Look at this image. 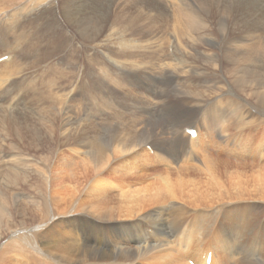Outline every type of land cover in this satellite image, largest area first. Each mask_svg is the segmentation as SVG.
<instances>
[{
  "label": "bare ground",
  "instance_id": "bare-ground-1",
  "mask_svg": "<svg viewBox=\"0 0 264 264\" xmlns=\"http://www.w3.org/2000/svg\"><path fill=\"white\" fill-rule=\"evenodd\" d=\"M89 1L93 0H48L37 4L40 6H35L36 9L29 7L30 14L26 8L0 15V153H3L0 180L3 178L9 183L18 175L26 176V180L29 177L32 162L13 151L16 143L12 135L19 136V131L34 132L37 137L43 134L39 139L44 142L39 149L53 146L58 150L55 156L47 157L49 174L42 169L44 186L50 187L54 175L53 181L63 174V183L52 186L53 194L48 189L50 194L44 195L48 204L39 203L44 214L56 215L46 225L45 249H38L48 259L45 264H154L155 256L151 251L164 247L169 249L165 255L175 259L177 264H207L209 255L210 264H264V164L246 169L228 161L234 159L235 162L236 159L232 153L238 147V140L234 138L232 128L236 131L238 126L236 105L241 99V87L243 84L245 88L264 87V0H127L135 8L144 5L173 9L175 14L196 17L200 25L214 13L220 34L120 36L104 42L100 38L109 30L105 28L122 25L127 20L122 14L103 13L101 10L104 9L99 10L97 5L93 7ZM34 23H39L35 28L38 30L53 23L51 35L33 32L32 37L27 26ZM79 40L85 47L77 42ZM42 41L47 43V49L41 55L39 45L41 48ZM48 45H59L61 49L53 53ZM88 45L101 46V49L117 46L118 49H105L98 56L100 58L88 61L86 74L82 76V59L86 62L92 56L90 51L87 52ZM148 45L158 46L156 55H139L125 49L141 50ZM240 48L252 52L250 66L248 69L234 68L233 72L239 77L225 82L221 71L224 63L239 64L243 55ZM167 50L171 51L164 61ZM28 59H33L30 66L39 67L43 86L44 70L47 73L50 80H46L44 89L48 93L46 104L60 105L59 110L57 107L55 111L47 109L43 115L33 109L29 112L28 105L30 110L19 107L25 99L32 102L30 95L35 81L25 75ZM201 62L211 70L203 68ZM18 74L22 75L21 80L17 79ZM164 76H177L180 80L168 87V92L159 91L161 99L179 110L176 124L177 118L173 115L158 114L173 122L167 142L159 141L165 135L158 131L160 120L156 126L151 124L155 122L154 108H159L160 103H157L158 84ZM223 83L224 86H220ZM28 84L32 86L30 93L21 88ZM79 85L94 88L91 94L94 100L90 101V121L92 118L94 126L90 129L95 135L85 136L88 140L82 138L87 131L82 126L85 122L78 124L81 122H78L79 111H70L68 106L80 95ZM61 87L67 90L62 95L65 99L60 97ZM47 90L53 93L49 96ZM127 92L138 99V105L145 104L141 111L130 114L137 131L115 141L102 140L104 116L113 117L116 122L117 114L124 112L115 108L119 105L115 100H130ZM179 97L188 104H179L176 101ZM81 99L85 101L87 97L82 95ZM211 105L229 110L231 121L225 125L220 115L210 111ZM103 107L108 109L106 115H103ZM23 109L27 111L21 119ZM63 117H66L64 121ZM192 129L195 138L188 135ZM203 131H206L205 137ZM107 138L111 139L109 133ZM59 151L63 153L59 155ZM58 156L59 164L54 162L51 167L52 159L56 160ZM256 158V152H252L244 161H256ZM262 159L263 162L264 156ZM200 160L203 165H198ZM174 163L177 167L172 168ZM9 164L13 169L8 168ZM165 164L167 168H164ZM86 174L93 183L86 197L77 200L84 194L86 186L82 179ZM0 198L5 196L2 194ZM13 200V210L22 212L20 197ZM40 215L30 214L27 227L43 223L44 218ZM30 220L38 222L30 224ZM55 222L62 226L55 227ZM11 223L7 220L6 227L9 228ZM11 237H17V232H11ZM4 238L5 235H0V241ZM17 238L24 242L23 236ZM176 238L183 249L179 252L184 255L182 261H178V251L170 247ZM33 239L31 245L36 246ZM176 254L174 258L172 255ZM27 264L37 263L31 260Z\"/></svg>",
  "mask_w": 264,
  "mask_h": 264
},
{
  "label": "rangeland",
  "instance_id": "rangeland-1",
  "mask_svg": "<svg viewBox=\"0 0 264 264\" xmlns=\"http://www.w3.org/2000/svg\"><path fill=\"white\" fill-rule=\"evenodd\" d=\"M42 1L47 2L48 0H27V1L26 0H0V15L3 13L12 14V13L20 12L22 10H25L26 8L28 10L27 12L29 13V7H30V9L35 8V6ZM88 4H91L92 6L97 5L98 9L99 10L104 9L101 11H104L103 13H106V14H111V15H114V14H120L121 15L122 14V16H124V19L127 20V22L122 24V25H118V26L112 25V26L105 28V30L106 29H109V30H106L104 35L100 38L101 42H104L108 38H116V37H120V36H127V37H129V36L190 37V36H197L200 34L205 35V36L220 34L219 33V28H220L219 22L217 20L216 14H214V13L211 14V19H209L206 23H204V25H200L197 22L196 17L189 18V17H186L183 13H176L175 14L173 12L174 11L173 9L151 8V7L144 6V5H141L137 8H135V7H132L128 3L127 0H96V1L93 0V1H89ZM38 6H40V5H38ZM38 6H36V8ZM46 22H47V20L42 21V23H46ZM3 25H4V23L1 24V26H3ZM52 26H53V23L48 28L42 27L41 29L38 30L35 28L39 27V23H34L32 26H27V27H28V29L30 27L31 36L33 37V32L37 35H39V34H41V35L50 34ZM26 30H27V28H26ZM228 33H229V31H228ZM77 42H80V44L83 47H85L84 42H82V40H79ZM107 44H110V43L107 42ZM151 44H152V40H151ZM88 46L89 47H88L87 52L90 51L92 56L89 57L86 62H85V58L82 59V63H83L81 66V68H82L81 69V75L82 76H85V74H86L85 67L88 66V61H91L93 59H97V57L100 55V53H102L105 49L106 50L107 49H110V50L118 49L117 46L104 47V49H101V46L99 48L96 45H88ZM48 47H49L50 51L53 53L54 52L56 53L58 49H61V47L59 45H56L55 47L53 45H48ZM74 47H76V49H78L76 44H74ZM112 48H114V49H112ZM46 49H47V43H44L42 41V47L41 48L39 45L40 54L42 55L46 51ZM125 49L132 51V52H135L139 55L152 56V55H156L155 51L158 49V46L157 45H148L141 50L136 49V48H125ZM206 49H209V48L207 47ZM240 49L243 51V55L240 56L241 60H240L239 64L233 65V64H227V63L225 64L224 63L223 70H221V71H222V75H223L225 82H228V83H229V81L232 82V80L235 77H239V74L237 75V74H235V72H233L236 68L243 69L246 67V69H248L250 66V62L252 59V57H251L252 52L245 50L243 48H240ZM83 50H84V48L81 50L82 53L84 54L85 51L83 52ZM170 51L171 50H169V51L167 50V52H166L167 56L163 57L164 61L167 59L168 53L170 54ZM200 51L204 53L203 48H200ZM98 58H100V57H98ZM32 60L33 59L26 60L27 61L26 63L28 64V68L25 72V75L28 78L30 77L31 79H34V81H35L34 88L32 90V86L30 84L25 85V86L24 85L21 86L22 91H25L28 93H30L29 90L33 91V92H31V95H30V96H32V97H30V100H32V102L25 99L24 101H22V103L19 107H21V109L25 108L27 110H30V108H31V111H29V112L36 110V111L41 112L43 115H45V112L47 111V109H50L49 111H51V109H52V111L53 110L55 111V109L58 108V110H59L60 108H62L60 105H54L53 103H49V104H51V106H50L49 104L48 105L46 104V100H45L46 97L45 96L48 94V93L47 94L45 93V90L47 87L46 80H50V78L47 76V73L44 70L45 86L46 87L43 86L41 83L42 80L40 79V76H39V72H40L39 67H37L35 65L30 66L33 64ZM4 61H6V59ZM56 63H57V61H55V59H54L53 64L55 65ZM50 66H52V60H50ZM201 66L205 69L211 70V68L207 67L205 62H203V63L201 62ZM20 67H21V65L18 64L19 70L21 69ZM186 69H187V67H186ZM47 72H48V70H47ZM20 76H22V75L18 74L17 79L21 80ZM179 82H180V80L178 79L177 76H169V78H168V76H164L158 84L157 103L158 102H160V103H158L159 108L158 107L154 108L155 109V111H154L155 115H154L153 119L155 122H152L151 124L156 126L158 123V120H160L158 125H157L158 131L161 133H165V135H163L159 141L164 139L165 140L164 142H167L170 140L171 131L169 132L168 130H170L171 123L173 124V122H171L170 120L168 121L166 119L164 120V117L161 118V115L158 116V114L167 113V114L173 115L174 117L177 118V121L174 124H176L178 122V118H179L178 117L179 110L175 107L174 104L172 105V104H170V102L163 100L164 98L161 99V95H160L159 91L164 90L165 92H168V87H171V86H173ZM36 83H39V85ZM224 83L221 84L220 86H222V85L224 86ZM77 87L79 89L80 95H77L74 98L75 100H71L69 102L70 104L68 103V106H69L70 111H73V110H75L76 112L79 111L78 112V114H79L78 122L79 121H81V122H79L78 124H82L85 122L86 124H83L82 126L84 127V129H85V127L87 129V127H88L87 130L85 129V131H87V132L84 134V136H82V138L85 140H88V138L85 136H94L95 135L93 130H91V129H93L92 127L94 126L91 124L92 118L90 121V116L92 117V106H91L92 102H90V101L94 100L91 97V94H93L94 88L92 86H90V87L89 86H81L80 87V85ZM241 88L242 89L239 92L241 99H240L239 103L236 105L237 110H238V115H239L238 126L236 128V131H234L232 128L234 138L238 140V147H237L236 151L234 153H232V155L236 159H235V162H234V159H233V161H230V160H228V161L230 163H232L233 166L239 164L246 169H253V168H256L257 166H262L264 164V161L262 162V160H263L262 157L264 156V130H263L264 87H261V86L251 87V86H249V88H245L244 84H243V86ZM51 89L53 90L52 87H51ZM63 90H65V89L61 87L60 91H62V94H61V96L60 95H58V96L65 99V97L62 95H64V92H67V90H65V91H63ZM53 91H54V94H56L55 92H57V91H55V90H53ZM60 91L58 90V92H60ZM47 92H49V96H50V94L53 93L52 91L50 92L48 90H47ZM127 93L126 94L130 98V100L125 99V96L123 94H121V97L123 99H125L126 101L123 100L124 101L123 102L122 100H119V101L115 100L116 103L118 102L117 104H119V105H116L115 108L124 112L121 114H117L118 116H116V119L118 117V119H122L123 121L117 119L116 120L117 123H116L115 121H113V117L104 116V125L102 126V133H103V129H104V133L102 136V140L115 141V140L119 139L121 136L127 135V137H128L137 131V129L132 124L133 118H132V116H130V114L133 113V111H135V110L141 111L142 108H144L145 104L142 103V105H138V103H137L138 99L135 98L131 93H129V92H127ZM82 95L84 97H87V99L85 101L81 99ZM48 98H50V97H48ZM17 100L19 101L20 98H17ZM176 101L178 103L180 102L179 104H181V105L188 104V101H186L185 99H183L181 97H179ZM130 104H131V106H130ZM161 104H162V106H161ZM47 106H48V108H47ZM49 106L51 108H49ZM59 106H60V108H59ZM124 106H126L128 109ZM5 108L9 109L10 107H5ZM80 108L82 111L80 110ZM10 109H13V108H10ZM25 109L20 111V113H23L21 119H24L25 113L27 111ZM13 110L16 111L17 109H13ZM17 111H19V110H17ZM89 111H90V113H89ZM210 111L212 113L220 115L222 117V122L225 125L231 121L229 110H222L215 105H211ZM81 112H83V113H81ZM107 112H108L107 107H103V115H106ZM72 113L74 114V112H72ZM84 113H86V114H84ZM139 113H144V112H139ZM81 114H82V116H81ZM68 115H69V113H68ZM119 115H122L123 117H121ZM173 116H172V120L174 119ZM65 118L66 117H63V121L65 120ZM86 118H88V119H86ZM82 119H84L85 121ZM165 121H166V125H164ZM56 122L58 123L59 120ZM89 123H90V126H89ZM109 126H111V127H109ZM115 126L117 127V129L115 128ZM146 126H148V125H146ZM90 127H91V129H90ZM105 127L107 128V130ZM132 128H133V131H132ZM149 128L150 127H148V129ZM111 130H113V131H111ZM119 130H121V131H119ZM192 130H194V129H192ZM26 132L19 131L18 132L19 136H17V135L13 136L12 135V139L14 141V144L16 143V148L13 151H15V153H17L18 155H22L25 159L29 158L28 160L30 162H32L31 168L28 169L30 171L27 170L29 172L28 179L26 180V176L24 178H22L21 176L18 175L17 178L13 179L12 182H9V183L8 182L5 183L3 178L1 179L3 181L0 180V195L3 194L5 196V198H0V235H5V238L3 239V241H0V264H27V262L31 261V260H34L35 263H37V264H45L46 262H48L47 257L43 254H40L38 252V249L39 248L43 249V250L45 249L46 225H48L50 223V221L56 215H54L53 213L44 214L45 210H44V208L40 207L39 203L43 202L44 204H48L47 200L43 199L44 195H49L50 193L53 194L52 193V191H53L52 186H59L63 183V174H59L58 177L56 178V180L53 181L55 175L52 172L51 174L54 175V177L51 179L52 183L50 184V187L48 186L49 187L48 188L47 186L43 185L44 181L41 180L42 169H44L49 174V170L47 167V166H49V164L47 162V157L48 156H55L57 154L58 150L53 148V146H52V148H48V149H39V147L44 142L43 139H42L43 141L39 139V138H41V135H43V134H40V136L37 137L34 132H29V131H26ZM113 132H114V134H113ZM43 133H44V131H43ZM108 133H109V136L111 137V139L107 138ZM205 133H206V131L202 132L203 136L205 135ZM46 134H48V133H46ZM116 134L118 136L113 137V135H116ZM252 135H254V136L252 137ZM22 136H24L23 139H22ZM27 137H29V141L27 140ZM103 137L105 139H103ZM193 138H195V137H193ZM71 139H72V141H74L75 136H73ZM21 141H22V143H21ZM26 144L30 145V146H28L30 149L28 147H25ZM259 147H263V148L258 149ZM145 150L147 151L146 147H145ZM60 152L61 151L58 152L59 155L63 153V152H61V153ZM252 152H256V154H257L256 161L255 160L244 161L245 159L248 158L249 154ZM1 157L3 158V153H0V166L3 165V163L1 162V159H2ZM11 159H12V157H10V160ZM202 161L203 160H200L198 162L199 163L198 165H200V164L203 165ZM54 162L56 165L59 164V156L56 158V160L52 159L51 167H52V163H54ZM83 165H87V163H83ZM164 166H163L164 168H167L168 165L165 164ZM175 167H177V166L174 163L172 165V168H175ZM8 168L13 169V167L11 165ZM74 169H76V167H74ZM158 171H161V170L158 169ZM158 173H160V172H158ZM92 183L93 182L90 181V175L86 174L82 179V184L84 186H86L84 194L82 197L81 196L77 197V200H80V199L82 200L86 197V195L88 193L87 191L90 189ZM48 189H49L50 193H47ZM17 196H19L20 200H21V207L23 209L22 212H20L19 210H18V212H15L13 210V207H12V205L15 202L13 199H15ZM16 210H17V208H16ZM57 210H60V209H57ZM61 210H63V209L61 208ZM54 211L56 212L55 209H54ZM34 213L41 214L40 216H42L44 218V222L41 224L36 223V224L32 225L31 227H27L28 218H29L30 214H34ZM35 216H36V218L39 217L38 215H35ZM9 219L11 220L12 223H11V226L9 228H7L6 223H7V220H9ZM35 222H38V220H36V221L30 220V224H33ZM54 226L55 227H61L62 224L59 222H55ZM9 231L17 232V237L23 236L24 242L21 240H18L17 237H11V232H9ZM33 237H34L33 241L36 242V244H37L36 246L31 245V240ZM168 241L170 242V241H172V239H170ZM170 247L172 248V250L175 249L178 251V254H179L178 261H182L184 259V255H183V253H179V252H182L183 249L178 245V239L177 238L173 241V243L170 244ZM168 251H169V249L167 247L160 248L157 251L152 250L151 255L155 256L154 264H177L175 259L172 260L170 257L165 255V253ZM178 254L172 255V256L175 258V256H177ZM158 255L160 256L159 258H158Z\"/></svg>",
  "mask_w": 264,
  "mask_h": 264
}]
</instances>
